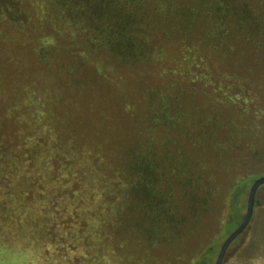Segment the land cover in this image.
Instances as JSON below:
<instances>
[{
    "label": "rangeland",
    "instance_id": "obj_1",
    "mask_svg": "<svg viewBox=\"0 0 264 264\" xmlns=\"http://www.w3.org/2000/svg\"><path fill=\"white\" fill-rule=\"evenodd\" d=\"M131 147L179 222L134 209ZM261 176L264 0H0V264H215ZM260 201L222 264H264Z\"/></svg>",
    "mask_w": 264,
    "mask_h": 264
},
{
    "label": "trees",
    "instance_id": "obj_2",
    "mask_svg": "<svg viewBox=\"0 0 264 264\" xmlns=\"http://www.w3.org/2000/svg\"><path fill=\"white\" fill-rule=\"evenodd\" d=\"M94 6L95 5L88 7L93 9ZM102 15H105V12L102 13ZM111 26V32L107 33V37H111L109 45L113 53L124 55L126 58L131 60H136L139 57H147V55L153 51V46L148 41V38H145L140 35V33L135 32L136 27L132 25V20L124 23L119 19H116L115 21H112ZM123 160L127 169L131 171V174L136 178L132 189L134 209L143 214L147 219H149L151 215H159L160 217L164 215L169 218L172 217L175 221L179 222V220L175 217V210L170 201L162 194L157 193V183L161 181L160 178L162 174H159L157 166L153 164L150 154L137 153V148L135 149L134 147H131L124 154ZM250 187L246 188L245 194L247 197H245L239 206L237 201L234 202L238 192L236 191L235 195L232 196V202L228 207L229 209H226L225 211L223 229H228L232 226L234 216V218L239 217V222L235 224L233 229L242 222L246 213L245 209L247 206L248 190H250ZM261 187H264V184H262L259 188ZM261 201L257 203L255 198L254 210L261 204ZM174 219L171 220L173 221L171 223L175 222ZM210 247L211 246H209V248ZM204 255L205 257H214V252L212 253L210 250H207V253H204Z\"/></svg>",
    "mask_w": 264,
    "mask_h": 264
},
{
    "label": "water",
    "instance_id": "obj_3",
    "mask_svg": "<svg viewBox=\"0 0 264 264\" xmlns=\"http://www.w3.org/2000/svg\"><path fill=\"white\" fill-rule=\"evenodd\" d=\"M262 184H264V176L257 178L251 185L249 193H248L247 209H246L245 216L242 222L228 235V237L222 243V246L217 256L215 264L223 263L231 243L248 227L250 221L252 220L253 214H254L256 193Z\"/></svg>",
    "mask_w": 264,
    "mask_h": 264
}]
</instances>
